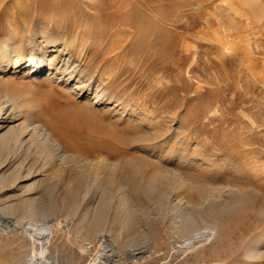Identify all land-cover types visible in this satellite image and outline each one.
I'll return each mask as SVG.
<instances>
[{
  "label": "rangeland",
  "instance_id": "374dc122",
  "mask_svg": "<svg viewBox=\"0 0 264 264\" xmlns=\"http://www.w3.org/2000/svg\"><path fill=\"white\" fill-rule=\"evenodd\" d=\"M0 40L18 46L0 67L23 59L0 72V104L10 96L23 142L42 125L61 147L51 162L35 147L1 152L0 226L25 229L0 230V264L35 247L25 235L31 199L33 228L52 233V264L102 252L106 264H133L138 249L141 264H264V0H0ZM45 57L60 70L25 69ZM60 153L79 162L64 166ZM135 192L145 212L129 235L121 219ZM178 203L214 209V232L181 236ZM101 205L96 232L83 216ZM207 234L200 252H173Z\"/></svg>",
  "mask_w": 264,
  "mask_h": 264
},
{
  "label": "bare ground",
  "instance_id": "6f19581e",
  "mask_svg": "<svg viewBox=\"0 0 264 264\" xmlns=\"http://www.w3.org/2000/svg\"><path fill=\"white\" fill-rule=\"evenodd\" d=\"M54 42L55 41H52V42H49V43L52 44ZM11 43H8L7 41L4 42V43L0 42V56H2L4 54H7V53H9L11 51H16L17 50L18 46L16 44L14 45V44H11ZM2 59H4V60L2 61L3 63L1 64V67H0L1 74H3V73L5 74L8 71V69L10 68V66L13 67V69L17 68L19 66V64H21V62L23 61L22 57H15L12 60V64L10 65L9 64L10 63L9 62V60H10L9 58L4 57ZM27 64L28 65H27V67L25 69L32 70L33 72H42V70H44V69L45 70H49V71H51L52 69L60 70V68H57V63L53 62V58H46L45 57L42 60H38V59L36 60V59L30 58V60L28 61ZM11 103H12V101H11L10 96L6 95L5 97H3V99L1 100V104H0V154H1V152H3V153L11 152V154H12L13 151H15L17 153L15 154V152H14L13 155L16 157L17 154L20 153L22 150H26V152H29V151L31 152L32 150L34 151L33 148L35 147V152L38 153V155H43V156L45 155L48 158L49 162L53 161L55 157L57 159V156H59V155L56 156L55 152L56 151L58 152L59 151L58 149L61 148V147L60 146L57 147V142L54 140L53 135L51 134V132L46 130V128H44L42 125H36V126L34 124L30 125L31 132L29 133L27 139L23 142L24 135H25L26 132L24 133L22 131V123H17L16 124L11 119L13 117V113H12L13 109L10 111L9 107H8V106L11 107ZM10 112L12 113V117L11 118H10ZM10 145H13V147H15V150L10 151L11 150L10 149ZM12 149H14V148H12ZM61 155L62 156H60V158H58V160L59 159L60 160L59 161L56 160V161H58L59 163H62L64 166H66V163H68V161H69V159L71 157L67 153H62ZM71 156H73V155L71 154ZM76 158H78V157H76ZM72 159H74V158H71L70 160H72ZM79 159L81 160V158H79ZM76 161H78V159H76ZM82 161H83V164H85L84 163L85 161L84 160H82ZM102 163H103V161H98L97 162V164H102ZM68 164H70V163H68ZM108 165L110 166V164H108ZM18 177H17V179H18ZM145 189H146V193L147 194H151L152 192L155 191L154 185L153 184H149V182H148V185H147V187ZM203 191L206 192V190H203ZM222 192H220V193L223 194ZM212 194H214V193H211V196H213ZM229 194H230V192H229ZM203 195H197V196H199L200 200H202V199L205 200L206 199V201H207L208 195L207 196H203ZM216 197L217 196H215L214 198H216ZM133 199L136 202V203L135 202L134 203L137 204L136 205L137 207L136 208L135 207L131 208V206L128 207L129 205L127 207H125L124 213L122 211L123 215H122V219H121L122 220L121 221L122 222V229H123V231L126 234H129V235H132V233L136 231V228H135L136 227L135 226L136 217H138L139 215L141 216L142 213L145 212L144 211V209H145V203H144L145 202L144 201L145 197H143L142 195H137V193H136V195L134 196ZM231 200H234V198L233 199L231 198ZM35 203H36L35 199H33V200L31 199L32 208H30V210L28 212H26V216H24V218L29 220V222L27 221L28 222L27 224H29V226L30 225L32 226L31 228L26 230L25 235H28L29 237L32 238L33 244L36 247V248L34 247L31 250V255L26 260V264H52V262L49 261V259L46 256L47 251H46V248H45V244L48 242L49 238L52 235V233L49 232L50 228H49V230H45L46 228L43 230L41 228V226L33 228V225H35V223L38 222V220H39V218L37 216V212H36V210L34 208V206H35L34 204ZM180 204L181 203H178V204H175V206H174V210L176 211V216H174L175 217V221L174 222H175V224L179 225V227H177V231H178V233L181 236L187 237L190 234L197 233V232H199L200 230H203V229H209L208 230L209 232L210 231L214 232L213 227H212V222H213V218H212L213 216L212 215L215 212V211H213L214 209L213 210H210V209L209 210H205V208L197 209V207H193V206L190 207V204H188V203L185 206H180ZM201 205H203V204H201ZM226 205H227V203H226ZM215 210H216V208H215ZM2 211L3 212L5 211L4 208H3ZM103 216H104V206L101 205V206H99L98 210L95 209V210L86 211V213L83 216V221H86L88 218L91 217L93 222H94V226L96 227L95 231L97 232V230L99 229L98 227H99V225L101 224V222L103 220ZM114 220L117 221V220H119V218L116 216L114 218ZM14 223H15V225L11 224L10 225L11 227L10 226L9 227H5V226L1 225L0 226V230L4 231L2 233V235H4V236L6 235L7 237H9V236L11 237L12 235H18L20 233V231L25 227V226H23L21 224H18L16 222H14ZM204 233H206V232H204ZM181 239H182V237H181ZM187 241H189V240H187ZM187 241H185V242L188 244ZM212 242H213L212 235L207 234L206 236L204 235V238H201L199 240L190 242V245H188V246H186V245L179 246V245H176L174 243L175 245H172V246H174L173 252L182 253L183 255H186V254H188L190 252H192V253L193 252H197V251L200 252V250L204 249L206 246L211 245ZM81 246L84 247L86 252H90L91 251V246H89L88 244H84L83 243V244H81ZM248 252H249V256L251 258H254V257H257V256L260 255L258 249H254L253 248L252 250H249ZM146 253L147 252H144L142 249H138V250H136L134 252H131L129 254L128 258L130 260H132L133 264H141V262H139V260H141L142 258H146V257H144L145 256L144 254H146ZM107 257L108 256L104 252H102L100 254V256L98 257V259H95V260L91 261L89 264H106V262L103 261V260H105L104 258H107Z\"/></svg>",
  "mask_w": 264,
  "mask_h": 264
},
{
  "label": "crops",
  "instance_id": "0c3cea01",
  "mask_svg": "<svg viewBox=\"0 0 264 264\" xmlns=\"http://www.w3.org/2000/svg\"><path fill=\"white\" fill-rule=\"evenodd\" d=\"M5 239H3V237L0 235V241H4ZM26 259L27 256L25 255H21L19 256L17 259L14 260V264H26Z\"/></svg>",
  "mask_w": 264,
  "mask_h": 264
}]
</instances>
